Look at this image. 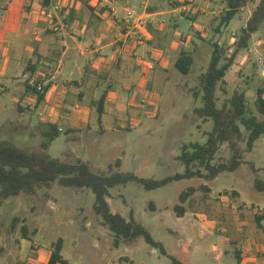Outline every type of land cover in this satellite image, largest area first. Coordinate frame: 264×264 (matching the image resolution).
Masks as SVG:
<instances>
[{
  "label": "rangeland",
  "instance_id": "rangeland-1",
  "mask_svg": "<svg viewBox=\"0 0 264 264\" xmlns=\"http://www.w3.org/2000/svg\"><path fill=\"white\" fill-rule=\"evenodd\" d=\"M168 1L160 0L163 6H168ZM258 2L259 0H249L230 20L228 26L223 25V31L216 30L219 18L214 21L212 17L201 18L198 32L203 34V42L191 33L195 28L191 26L189 19L178 20L179 12L159 17L167 21H172L173 18L177 20L180 30L187 37L185 43L178 42L179 49L191 51L194 42L199 41L195 64L189 74L183 75L174 68L171 55L164 77L163 73H156L144 93L134 101L132 108L136 113L129 108L127 113L116 111L117 115L113 114L118 118L114 123L121 126V138L117 139V145L127 150L128 154V159L122 166L112 163L114 156L111 153H92L80 146L96 134L90 129L82 131L87 136L85 140L83 138L82 141L85 142L82 144L72 139L71 131H62L56 138L48 141L47 148L43 149L41 142L47 139L46 131H51V125L44 127L40 123V106L29 109L25 98L19 100L20 92L16 88L19 84L16 79H11L8 71L7 76L0 75V140H7L25 151L44 152L69 162L88 161L95 172L132 171L139 177L154 179L182 172L184 167L177 159L181 145L205 142V132L213 125L211 119L198 118L194 113V108L201 105V93L194 96L198 87V75L206 68L212 42H219L224 50L221 63L234 55L223 79L218 82L216 104L220 106L234 90H243L249 110L259 119L264 118L255 102L257 89L264 87V22L249 38L247 48L236 47L240 29ZM150 3L155 2L150 0ZM222 3L225 5V0H218L209 9L202 7L205 11L217 13ZM18 4L21 6L20 0H0V19L5 21L17 13ZM184 13L190 15L193 11L184 9ZM127 18L132 23L134 34L140 35L136 24H148L146 17H138L132 13L127 14ZM6 41L0 42V69L6 62L5 51L9 40ZM12 62L10 59L9 63ZM106 88L103 85L101 91ZM26 90L34 91L32 87H26ZM98 123L95 120V124ZM127 124L131 127L126 128ZM224 154L225 157L228 155L227 152ZM254 178L264 181V133L255 140L252 150L245 153L244 162L234 171H223L214 179L206 180L212 192L209 198L211 201L205 204L201 201L197 205L204 195V190L200 187L203 179L198 177L173 180L153 189H145L133 181L109 188L107 200L111 210L127 219L132 213L149 230L152 238L161 243L166 254L148 244L142 236L130 240L120 238L114 243L113 233L101 223L100 217L92 208L94 195L87 188L65 187L54 181L50 187H37L31 194L9 196L0 201V264H12L13 260L16 264H38L33 262L35 256L38 253L41 258L49 256L59 239L63 245L61 253L70 264H106V258L111 259L113 264H131L129 258L133 260L132 264H172L168 255L184 263L239 264L235 252L243 246L244 236L233 232L226 222L228 215H225L226 220L225 217H220L214 203H230L231 208L228 210L236 211L233 215L244 219L246 214L245 219L253 226L254 232L256 230L255 234H262L256 216L264 210V189H255ZM191 186H194L196 193L188 196H193L190 205L216 215L218 226L216 233L210 238L201 240L194 237L188 246L185 240L178 242L181 235L178 227L182 223L177 219L175 206L187 205L186 200L184 203L179 201V194ZM232 189L238 194L235 195ZM223 196H226L224 200ZM206 240L209 242L203 245L204 248L216 244L227 252H222L219 257L212 253L205 254L196 244L205 243Z\"/></svg>",
  "mask_w": 264,
  "mask_h": 264
},
{
  "label": "crops",
  "instance_id": "crops-1",
  "mask_svg": "<svg viewBox=\"0 0 264 264\" xmlns=\"http://www.w3.org/2000/svg\"><path fill=\"white\" fill-rule=\"evenodd\" d=\"M154 2L48 0L44 4L42 0H20L21 6L18 4L17 13L5 21L0 19V42L9 40L5 51L6 62L0 69V75L5 77L8 71L11 79H16L19 84L16 87L20 92L19 100L25 98L29 109L33 106L42 108L39 116L44 127L53 125L58 133L71 131L70 136L79 144L84 143L82 140L87 137L82 131L93 130L96 133L93 134V138L80 146L86 147L92 153L93 151L111 153L114 156L112 163L122 166L128 159V154L127 150L117 145V139L121 138V126L114 123L118 118L113 114H116V111L127 113L129 108L131 112L136 113L132 108L134 101L138 95L144 93L145 88L153 81V76L159 72L163 73L164 77L171 55L174 66L178 54L185 51L179 49L178 42L185 43L187 37L180 30L177 20L173 18L172 21L171 19L167 21L159 17L179 12L178 20L189 19L191 26L195 28L191 33L203 42V34L198 32L201 18L212 17V21L218 20V15L226 8L222 3L221 9L214 13L205 11L202 7L212 8L218 0H169L168 6H163L160 0ZM180 3L183 5L180 6ZM51 4H58L59 9L46 14L45 10ZM184 9L188 11L192 9L194 15L184 13ZM129 13L146 17L148 23L146 26L135 25L138 31L140 29V35L132 31V23L127 18ZM249 16L250 14L246 20ZM228 25L229 23L226 24ZM223 27L221 25L216 30L223 31ZM198 42H194L191 51H186L194 60ZM10 59L13 60L12 63H9ZM38 82L43 85L42 93L36 91ZM103 85L107 88L101 91ZM26 87H32L34 91L27 92ZM111 115L114 117L113 120ZM95 120L99 122L97 125ZM125 127L130 128L131 125L127 124ZM178 161L181 163L179 159ZM253 182L255 189H264V181L260 178H254ZM200 187L204 190V195L197 205L201 201L204 204L211 201L209 198L212 189L206 180L201 181ZM231 191L235 195L238 194L234 189ZM192 197L186 199V206L182 204L183 213L177 216L178 221L182 223V226L178 227L181 231L178 242L185 240L188 246L194 237L201 240L210 238L216 233L218 226L216 215L208 213L201 207L190 205ZM214 206L220 217L228 215L225 220L233 232L244 236L243 246L237 248L235 252L237 262L264 264V210L259 214L262 218L257 220L258 226L262 228V234H255L256 230L254 232L253 226L245 219L246 214L244 219H239L233 215L236 211L228 210L231 208L230 203L221 204L217 201ZM207 242L209 241L197 243L196 246L205 254L212 253L218 257L222 252H227L216 244L204 248L203 245ZM49 256L41 258L38 253L33 262L46 264ZM64 259L65 264H70L67 258ZM128 260L132 264L133 260L130 258ZM105 261L108 262H105L106 264H113L109 258ZM11 262L14 264L15 260Z\"/></svg>",
  "mask_w": 264,
  "mask_h": 264
},
{
  "label": "trees",
  "instance_id": "trees-1",
  "mask_svg": "<svg viewBox=\"0 0 264 264\" xmlns=\"http://www.w3.org/2000/svg\"><path fill=\"white\" fill-rule=\"evenodd\" d=\"M248 1L225 0L226 8L219 14L216 29L229 23ZM42 2L46 4L48 0ZM263 22L264 0H259L240 29L237 49L247 48L249 38ZM223 54L224 50L220 45L212 42V51L206 68L198 75V87L194 96L201 93V105L194 108V113L198 118L211 119L213 125L205 132V142H188L181 145L177 158L184 167L182 172L161 179L139 177L132 171L95 172L85 161L69 162L51 157L44 152L25 151L7 140H0V201L21 193H34L37 187H50L54 181L65 187L87 188L94 195L92 208L100 217L101 223L113 233L114 243L120 238L130 240L142 236L148 244L166 254L161 243L152 238L149 230L136 220L132 213L127 219L111 210L107 200L108 189L131 181L141 184L145 189H153L184 178L198 177L211 180L222 171H234L244 162L245 153L252 150L255 140L264 133V118L259 119L249 110L246 93L243 90H234L220 106L216 104L217 84L223 79L234 56L232 54L221 63ZM194 63L195 60L189 52L181 51L174 62V67L186 75L192 70ZM256 95L257 109L264 115V87L257 89ZM51 129L53 132H47L45 135L47 139L41 142L43 149L47 148L48 141L58 135L53 125ZM225 152L228 153L226 157ZM193 191L192 186L181 191L179 201L184 202ZM175 210L176 215L180 216L184 208L177 204ZM261 218L260 215L256 216L257 220ZM61 249L62 240L59 239L52 248L46 264H65ZM168 257L172 264H184L172 255Z\"/></svg>",
  "mask_w": 264,
  "mask_h": 264
},
{
  "label": "built area",
  "instance_id": "built-area-1",
  "mask_svg": "<svg viewBox=\"0 0 264 264\" xmlns=\"http://www.w3.org/2000/svg\"><path fill=\"white\" fill-rule=\"evenodd\" d=\"M57 9H59L58 4H51V5L47 6V8H46L45 11H46V14H51L52 12L56 11ZM139 25H142V24H139ZM36 90L38 92H40V93L43 92V85H42V83L38 82L36 84Z\"/></svg>",
  "mask_w": 264,
  "mask_h": 264
}]
</instances>
